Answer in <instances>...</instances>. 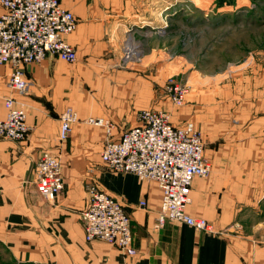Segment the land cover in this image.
Instances as JSON below:
<instances>
[{
	"label": "crops",
	"instance_id": "1",
	"mask_svg": "<svg viewBox=\"0 0 264 264\" xmlns=\"http://www.w3.org/2000/svg\"><path fill=\"white\" fill-rule=\"evenodd\" d=\"M61 1L77 18L65 39L78 61L49 54L26 64L31 85L24 94L9 86L11 65L0 64V118L12 95L25 105L31 127L23 140L0 138V264H264V112L214 118L206 113L198 124L211 172L194 178L187 211L207 218L214 230L171 221L159 225L157 182L110 170L101 158L106 129L87 119L113 121L119 138L139 123L141 110L164 107L154 87L164 79V2L135 7L131 0ZM148 68L156 74L151 81L137 73ZM67 107L80 120L60 143V116ZM44 150L62 163L65 185L54 201L36 186L35 167ZM88 185L124 203L135 256L106 241L86 240Z\"/></svg>",
	"mask_w": 264,
	"mask_h": 264
},
{
	"label": "built area",
	"instance_id": "2",
	"mask_svg": "<svg viewBox=\"0 0 264 264\" xmlns=\"http://www.w3.org/2000/svg\"><path fill=\"white\" fill-rule=\"evenodd\" d=\"M0 5L4 10L0 14V64L11 65L8 82L13 91L24 94L30 88L24 71L26 64L40 62L49 54L70 63L78 60L76 49L65 39L76 29L77 18L61 0H0ZM185 92L180 84L170 87L174 104L183 103ZM5 107L6 116L0 118V138L25 139L31 129L25 105L9 95ZM79 120L73 107L62 112L60 143L70 136ZM87 122L106 129L101 158L110 170L157 182L162 191L159 225L171 221L186 223L197 230H214L207 218L187 211L194 178L206 177L211 172L203 135L193 122L176 125L166 110L145 108L139 113V123L119 138H114L113 121L89 117ZM34 174L39 193L54 201L65 185L60 156L44 150ZM87 191L89 204L82 212L86 240L106 241L127 257L135 256L131 217L124 203L96 185H88Z\"/></svg>",
	"mask_w": 264,
	"mask_h": 264
},
{
	"label": "rangeland",
	"instance_id": "3",
	"mask_svg": "<svg viewBox=\"0 0 264 264\" xmlns=\"http://www.w3.org/2000/svg\"><path fill=\"white\" fill-rule=\"evenodd\" d=\"M131 1L137 7L147 0ZM163 2L164 79L154 87L164 107H150L169 112L176 125L193 122L204 142L198 124L206 113L214 118L264 112V0ZM137 73L150 81L156 76L150 68ZM175 84L186 89L181 105L171 100Z\"/></svg>",
	"mask_w": 264,
	"mask_h": 264
}]
</instances>
